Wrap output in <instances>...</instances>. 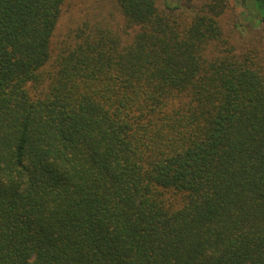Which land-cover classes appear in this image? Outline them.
I'll return each mask as SVG.
<instances>
[{
    "label": "trees",
    "instance_id": "obj_1",
    "mask_svg": "<svg viewBox=\"0 0 264 264\" xmlns=\"http://www.w3.org/2000/svg\"><path fill=\"white\" fill-rule=\"evenodd\" d=\"M0 264H264V0H0Z\"/></svg>",
    "mask_w": 264,
    "mask_h": 264
}]
</instances>
